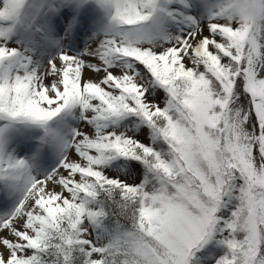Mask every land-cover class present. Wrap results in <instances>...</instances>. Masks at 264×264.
<instances>
[{"label":"snow or ice","instance_id":"1","mask_svg":"<svg viewBox=\"0 0 264 264\" xmlns=\"http://www.w3.org/2000/svg\"><path fill=\"white\" fill-rule=\"evenodd\" d=\"M0 264H264V0H0Z\"/></svg>","mask_w":264,"mask_h":264}]
</instances>
